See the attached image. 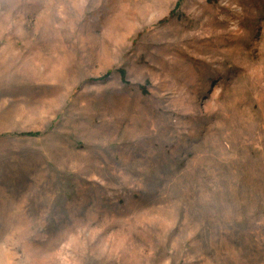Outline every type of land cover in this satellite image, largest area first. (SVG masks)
I'll return each instance as SVG.
<instances>
[{"label":"rangeland","instance_id":"obj_1","mask_svg":"<svg viewBox=\"0 0 264 264\" xmlns=\"http://www.w3.org/2000/svg\"><path fill=\"white\" fill-rule=\"evenodd\" d=\"M0 264H264V0H0Z\"/></svg>","mask_w":264,"mask_h":264}]
</instances>
